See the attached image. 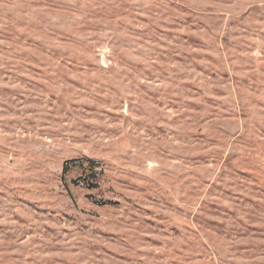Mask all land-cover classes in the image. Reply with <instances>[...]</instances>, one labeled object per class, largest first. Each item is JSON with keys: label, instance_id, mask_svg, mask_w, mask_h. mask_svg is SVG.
<instances>
[{"label": "rangeland", "instance_id": "374dc122", "mask_svg": "<svg viewBox=\"0 0 264 264\" xmlns=\"http://www.w3.org/2000/svg\"><path fill=\"white\" fill-rule=\"evenodd\" d=\"M0 264H264V0H0Z\"/></svg>", "mask_w": 264, "mask_h": 264}, {"label": "trees", "instance_id": "16d2710c", "mask_svg": "<svg viewBox=\"0 0 264 264\" xmlns=\"http://www.w3.org/2000/svg\"><path fill=\"white\" fill-rule=\"evenodd\" d=\"M83 162H86L88 165V170L89 174L86 175V179H83L81 183L89 190H94L98 188V178H99V173L95 171L94 169L97 168L96 161L92 159H83L82 161H67L64 164L63 172L67 173L70 169L73 167H79L83 165ZM78 163V164H77Z\"/></svg>", "mask_w": 264, "mask_h": 264}]
</instances>
